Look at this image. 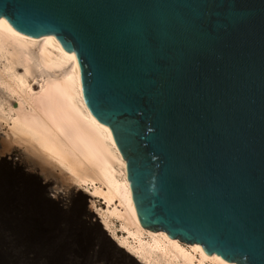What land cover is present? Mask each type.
Here are the masks:
<instances>
[{"label":"water","instance_id":"obj_1","mask_svg":"<svg viewBox=\"0 0 264 264\" xmlns=\"http://www.w3.org/2000/svg\"><path fill=\"white\" fill-rule=\"evenodd\" d=\"M6 2L19 33L75 53L85 102L126 160L141 225L260 264L264 0Z\"/></svg>","mask_w":264,"mask_h":264},{"label":"bare ground","instance_id":"obj_2","mask_svg":"<svg viewBox=\"0 0 264 264\" xmlns=\"http://www.w3.org/2000/svg\"><path fill=\"white\" fill-rule=\"evenodd\" d=\"M16 32L0 25V235L28 208L45 229L67 223L65 236L78 220L116 264H221L199 244L141 225L126 160L85 102L76 55L56 38ZM52 252L31 264H52Z\"/></svg>","mask_w":264,"mask_h":264},{"label":"rangeland","instance_id":"obj_3","mask_svg":"<svg viewBox=\"0 0 264 264\" xmlns=\"http://www.w3.org/2000/svg\"><path fill=\"white\" fill-rule=\"evenodd\" d=\"M18 153V151L15 152L16 155ZM87 199L86 197V210L91 211V204L87 202ZM27 210L28 208L22 215L14 213L15 218L11 227H5V230L8 229V236L15 237L18 243L25 244L31 256L35 253L45 256L52 250L54 251L52 252L53 258L49 262L52 264H116L114 259L105 253L102 245L97 244L90 235L88 236V233L77 222L78 220L68 225V232L65 236L63 235L64 230L61 231L60 228L66 227L67 223L58 222L55 230L51 227L45 229L44 217L43 220L41 215L28 218ZM35 222L41 223L36 233H34L36 228L32 227ZM97 231L99 232L98 229ZM5 237L7 233L0 235V264H20L15 247L6 243Z\"/></svg>","mask_w":264,"mask_h":264},{"label":"snow or ice","instance_id":"obj_4","mask_svg":"<svg viewBox=\"0 0 264 264\" xmlns=\"http://www.w3.org/2000/svg\"><path fill=\"white\" fill-rule=\"evenodd\" d=\"M14 2V0H13ZM8 7V3L6 0H0V25H5L9 28L10 31H14L16 29V21H14L8 13L5 11V9ZM17 35H19V32H16ZM45 39H55L53 36L45 37ZM72 58L75 59V53L72 54ZM103 126V125H101ZM5 242L14 246L19 262L20 264H31L32 262V256L28 253L26 245L22 243H18L15 237L7 236L4 238ZM217 259H220L217 257ZM227 259L232 260L233 257H228ZM244 260H253L250 254L245 253L243 254ZM221 264H225V260L221 259ZM235 264H240V261H235ZM254 264V260H253ZM260 264H264V258L261 259Z\"/></svg>","mask_w":264,"mask_h":264}]
</instances>
